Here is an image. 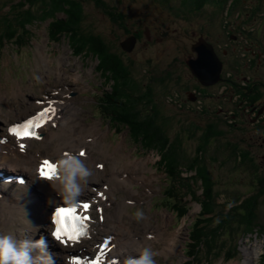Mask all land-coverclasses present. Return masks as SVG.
Listing matches in <instances>:
<instances>
[{"label": "rangeland", "instance_id": "obj_1", "mask_svg": "<svg viewBox=\"0 0 264 264\" xmlns=\"http://www.w3.org/2000/svg\"><path fill=\"white\" fill-rule=\"evenodd\" d=\"M105 1L107 8L104 11L92 1L82 2L84 18L80 26L84 31L103 38L108 47L107 52H111V55L108 56L117 58L122 65L128 67L134 80L142 84L143 91L146 87H150L151 103L146 99L147 96H143V93L134 92L132 95L133 98L139 99L137 109L144 117L156 116L157 112L160 116L159 120H164L166 123L165 130L171 141L182 138L180 144L182 160L186 163V158L195 155V148L199 144L198 138L201 137L202 132H209V130L207 131L208 124L215 122L218 124L216 126L219 133L225 132L218 141H211L208 151H205L206 154L204 153L203 157L214 181L217 201L224 203L225 210H228L234 203H238L239 200L248 196V193H253L256 186L252 172L245 168L241 157L235 159L231 152L217 149L219 143L225 146L226 141L242 148L239 131H236L240 123L231 127L232 122H238L239 102L229 98L223 99L229 111L228 114L215 120L205 118L203 114L207 112L199 113L196 106L191 104L186 96V92L192 90V86L197 84L186 66L185 60L191 52V43L195 41L199 33L204 34L214 43L216 49H221L223 44L229 43L238 50L241 44L240 39L232 43L229 37L231 33H237V30L229 31V28L234 26L236 29L242 28L246 32L245 36L241 38L244 51L238 50L235 53H244L248 57L250 56L248 49L258 50L259 47L255 46L254 42L264 43V0H241L240 3L233 2L234 5H230L231 0L227 3L223 0H206L203 7L193 8V5H190L191 9L182 4L183 0ZM7 8L8 5L0 3V14ZM47 24L48 21L37 22L29 27L32 37L27 39L26 47L18 49L11 42H6L0 47V63H3L0 64V136L5 134V128L9 122L34 112L39 106L36 104V100L50 99L53 94V97L68 101L67 105L65 102V108L61 109L60 129L57 126H51L50 131L43 128V132L48 131L46 137H43L44 140H30L25 152H17L22 156L31 155L35 160H38L40 156L58 158L55 154L57 148L65 150L69 148L68 144L78 145V140L75 138V134L78 135V133L75 130H79L81 138L85 137L84 140L80 138L79 141L83 144L88 142L85 148L91 157L86 159L89 161L87 166L93 171V176L83 194L95 195L96 190L102 188L107 180L109 183L115 180L113 185L104 187V189L107 188L104 200L107 199L106 201L112 204L114 196L117 199L115 211L110 213L114 208L113 205L108 204L104 208L103 216L106 223L108 217L114 215L115 221L112 224L119 226L110 224L100 227L102 231L96 234V239L88 241L89 245L96 243L101 235L120 227L121 231L116 229L120 237L125 234L126 229H129L128 235L132 236V242L134 243L136 238L139 239L135 243L136 249L142 244H146L144 248L152 249L155 253L156 264H185V260L189 258L187 250H184L188 241V227H190L194 215H197L199 211L196 201H189L187 214L180 218L173 211V207L171 208L173 201L168 198L163 200L161 191L166 185V179L163 168L158 164L159 154L155 150H141L139 142L129 138L127 128L120 124L115 127L108 121L109 119L103 118L95 107V104L98 103L95 96L100 95L101 91H110L111 88V83L107 82L101 76V72L96 70L97 56L85 57L73 54L68 45V39L61 38L57 42H50L47 35ZM147 24H151L153 27L161 25V29L168 28L170 33L168 31L169 34L160 35V40L155 39L152 42H144L143 36L141 42L145 45L138 43L131 51L123 50L120 42L127 34L133 32V29H138L142 34V30H145ZM224 25L226 28L223 27ZM256 27L260 33L253 34L254 30H250V28L255 29ZM219 42L221 43L218 45ZM260 49L264 48L260 46ZM40 51L47 57L46 61L42 60ZM10 58L11 62L7 64ZM256 63L257 61L254 59L252 66H255ZM76 73L78 74L77 78L74 77ZM1 78L3 79L1 80ZM54 92L57 94L55 95ZM216 102L218 101L216 100ZM232 114L237 115L233 118ZM94 127L101 128L103 133L96 143L92 141L94 136H86ZM114 130H120V132L115 134ZM233 132H235L234 135ZM213 136L211 135V137ZM87 138H90L91 141ZM117 143L121 145L120 155L114 152ZM79 147L83 146H73L74 151L76 152ZM53 153L54 155H52ZM58 155H61V151ZM113 155L114 157H112ZM127 156L134 161L137 160L138 164L140 163L139 166L134 163L124 166L127 165L124 160H129ZM110 157L112 158L110 159ZM122 157L124 160L121 159ZM94 162L103 163L105 169L102 168V171L96 168ZM4 163V170L7 174L9 172L17 175L22 174L25 176V181L22 184L11 181L8 186L11 192L19 194V202H22V207H20L21 210L17 207L21 212L17 213L12 221L0 220V232L15 233L20 238H35L42 234L47 239L48 211L59 199L49 191L44 180L35 177V171L24 172L23 169L26 168V165L25 167L24 164L16 165L14 163L13 165L7 159ZM115 173L118 174L117 179L113 178ZM187 174L184 171L182 175L186 176ZM142 176L147 177V180L143 182L142 178H138ZM258 176L261 175L258 174ZM116 182L119 185H116ZM132 184L138 191V195L133 192L135 189L132 188ZM197 184L198 182L192 188L196 192H200ZM112 192L114 196H112ZM5 193L12 195L13 198L16 196L0 188V196ZM182 193L183 191H181V195H183L181 203L186 204L185 201L189 200L190 196L187 193ZM130 196L138 202L135 203L131 198V202L135 204L128 205L127 200L129 201V199L126 198ZM167 204L168 206H166ZM44 210H46L44 214L46 221L42 224L39 222V218ZM137 210L144 212V218L140 219L141 222L135 218ZM25 211L31 225L39 228L38 233L26 222ZM124 213L132 221V224L126 220ZM258 214L259 217H262L259 220L263 222L264 206L262 203L258 207ZM33 216L37 217L33 218ZM128 224L130 227L126 228L124 225ZM236 230L234 235H230L227 231L222 234L224 240L227 239V248H232V251L236 252L233 258L224 259L222 256L215 260L214 258H204L199 264H261L260 255L264 253V232L259 227L245 232L242 228ZM145 231L155 232L153 233L155 240L150 238L147 243L143 241V238H147L146 235L143 236ZM117 237L119 245L123 246L125 244L124 241H121L123 237ZM134 250L126 253L127 256L135 258L142 249L136 252ZM120 251L121 247L117 246L114 249V254L121 256ZM56 254V264H66V259L61 258L62 253L57 252ZM119 260L120 264H124L126 259Z\"/></svg>", "mask_w": 264, "mask_h": 264}, {"label": "trees", "instance_id": "obj_2", "mask_svg": "<svg viewBox=\"0 0 264 264\" xmlns=\"http://www.w3.org/2000/svg\"><path fill=\"white\" fill-rule=\"evenodd\" d=\"M84 1H92L103 11L107 8L105 0H0L1 4L8 5V10L0 14V42L3 39H12L15 45L24 43L32 37L30 26L37 22L49 21L47 35L51 41L57 42L64 37L68 39L73 54L85 57L97 56L96 70L111 83L107 101L113 115L111 120L126 127L130 138L139 142L145 151L155 150L159 154L158 164L164 169L168 180L165 193L168 200L173 201L171 205L173 211L181 218L189 209L187 205L189 200L185 201L186 204L181 203L183 202L181 191L187 193L201 206L190 224L189 242L186 248L189 258L185 260V264H199L204 258H214V260L221 256L224 259L233 258L236 252L232 251V248H227V239L224 240L222 234L227 231L230 235H234L237 228H242L245 232L259 227L264 232V221L259 220L261 216L259 217L258 214L259 205L262 203L264 206V175L256 174L257 169L252 162L250 166L245 165L244 162L245 168L249 169L257 180L255 189L252 194L225 210L224 203L217 201L214 181L203 157L211 141H218L225 132L219 133L216 126L218 124L215 122L208 124L209 132H202L201 137L198 138L199 144L195 148V155L186 158L185 163L181 156L182 138L171 141L165 130L166 123L164 120H159L160 116L157 112L156 116L144 117L137 109L139 99L133 98L132 95L134 92L143 93L151 103L150 87H146L143 91L142 84L134 80L129 68L122 65L117 58L108 56L111 52H107L108 47L103 38L84 31L80 26L84 18L82 3ZM205 1L183 0L182 4L189 8L190 5H193V8H201ZM223 1L227 3L229 0ZM233 2L240 3L241 0H231L230 5H234ZM231 127H235L233 122ZM226 143L225 146L219 143L220 147L217 146V149L231 152L235 159L242 158L243 151L237 144L227 141ZM244 155L248 160V154L244 153ZM184 171L188 173L186 176L182 175ZM196 182L200 193L192 188ZM260 263L264 264V253L260 255Z\"/></svg>", "mask_w": 264, "mask_h": 264}, {"label": "flooded vegetation", "instance_id": "obj_3", "mask_svg": "<svg viewBox=\"0 0 264 264\" xmlns=\"http://www.w3.org/2000/svg\"><path fill=\"white\" fill-rule=\"evenodd\" d=\"M160 26L153 27L151 24H147L145 25V30H142V34L139 33L138 29H133V32L131 31L127 36L134 35L136 37L135 45L143 43L141 42L143 36L144 42H152L155 39L158 41L160 40V35L170 33L168 28L161 29ZM223 27L226 28L225 25ZM236 30L237 33H231L229 37L232 43L240 39L241 44L238 50L244 51L241 38L245 36L246 32L242 28L236 29L235 26L229 28V31ZM250 30H254L253 34L260 33L258 32V27L255 29L250 28ZM201 36L213 46V50L221 62V69L217 80L213 84L204 86L199 81L198 76L193 74L186 64L197 84L192 86V90H186L188 101L196 106L199 113L207 112L203 114L205 118L215 120L222 115L226 116L229 112L223 99L238 100L240 112L237 113L239 116L237 118L238 122L234 124L237 126L240 123L236 131H239L243 162L248 166L252 162L256 166V174L264 175V49H260V46L264 48V43L254 42L259 49H248L250 56L247 57L244 53H235L238 50L234 49L236 47L229 45V43L223 44L221 49H216L214 43L202 33H199L195 41ZM246 36L249 37L248 35ZM194 56L195 54L192 51L188 55V57ZM254 59L257 63L252 66L254 65ZM236 115L232 114V117L235 118ZM234 134L235 132H233ZM244 153L248 154V160ZM254 182H257L255 178Z\"/></svg>", "mask_w": 264, "mask_h": 264}, {"label": "clouds", "instance_id": "obj_4", "mask_svg": "<svg viewBox=\"0 0 264 264\" xmlns=\"http://www.w3.org/2000/svg\"><path fill=\"white\" fill-rule=\"evenodd\" d=\"M58 175L46 178L50 187L65 204L71 205L78 201L84 189L93 176V171L87 166L79 154L62 156L57 161ZM26 222L27 212L25 211ZM137 220L144 218L143 210L135 213ZM35 232L37 226L31 225ZM155 253L151 248H144L135 258L129 257L124 264H156ZM57 254L51 250L48 240L44 235L35 238H20L15 233L0 232V264H56Z\"/></svg>", "mask_w": 264, "mask_h": 264}, {"label": "bare ground", "instance_id": "obj_5", "mask_svg": "<svg viewBox=\"0 0 264 264\" xmlns=\"http://www.w3.org/2000/svg\"><path fill=\"white\" fill-rule=\"evenodd\" d=\"M40 55L42 56V60L43 61H46L47 60V57L44 55V53L42 52V51H40ZM203 71V70H202ZM209 73H211V72H209ZM213 73V72H212ZM202 74H204V71L202 72ZM204 76H206V78L207 79H211V78H214V76L212 75H210V74H205ZM74 77L75 78H77L78 77V74L76 73L75 75H74ZM149 88V87H148ZM53 101V102H52ZM54 101H56V102H54ZM49 106L51 105V107L55 110V113H54V115H52V118H53V123H55V121H56V124H57V122H59V119L57 118V114L60 112V110L62 109V108H65V102H62V101H60V100H50V101H48V103H47ZM57 126V125H56ZM43 127H47V128H49L50 126L49 125H45V126H43ZM42 128V127H41ZM41 128H38L37 129V131H40V130H42ZM49 131H50V129H49ZM53 135V134H52ZM45 136V135H44ZM43 136V137H44ZM86 136H94L93 138H94V140H92L94 143H96V142H98L99 141V139L103 136V133L101 132V130L98 128V127H94V128H91L90 129V131H89V134H86ZM46 137V136H45ZM81 138V137H80ZM79 138V140H84V138L85 137H83V138H81L80 139ZM23 141H28V140H23ZM85 142V141H84ZM11 145V143L10 142H7V145ZM118 144V143H117ZM1 147H2V145H1ZM120 147H121V145L120 144H118V145H116L115 146V149H114V152H116V153H121L120 152ZM3 148H5V147H2L1 149H3ZM82 148V147H81ZM78 149H80V147L78 148ZM60 151H61V154H62V149L61 148H57L56 149V151H55V154H60ZM14 154V153H13ZM120 155V154H119ZM129 155V154H128ZM61 156V155H60ZM124 156H125V154H124ZM112 157H114V155L112 156ZM119 157V156H118ZM121 157V156H120ZM128 158H129V156H127ZM0 159H1V163L0 164H3L4 163V161H6V159L7 160H11L12 159V162L13 163H17L19 160H20V158H19V156H17V155H9V154H4V153H2L1 151H0ZM30 159H32V156H30L29 158L27 157H24L23 158V163L26 165V169H34V167L36 168L37 166L33 163V162H30ZM34 159V158H33ZM121 159H123L124 160V158L122 157ZM115 160V159H114ZM124 162L127 164V165H124V166H128V163H134L136 166H139V164H138V161L136 160V161H134V160H132V159H130L129 158V160H124ZM114 168V167H113ZM115 169V168H114ZM54 175H58V172L56 173V174H54ZM53 175V176H54ZM117 177H118V174H113V178H115V179H117ZM122 179H123V176L121 177ZM138 178H142L141 180L144 182V181H146L147 180V177H145V176H142V177H138ZM140 180V181H141ZM49 183V182H48ZM1 184H3L2 183V181H1ZM1 189H4L5 190V188H1ZM50 189H52L51 187H50ZM107 189V188H106ZM105 189V190H106ZM53 190V189H52ZM85 190V189H84ZM101 190V189H100ZM99 190V191H100ZM105 190H104V192H103V195L105 196V198H106V194H105ZM133 192H135L136 194H138V191L137 190H133ZM20 196L18 195V196H15V198H13L12 197V195H10V194H2L1 196H0V220H2V221H8V222H10V221H12L13 220V218L15 217V215L17 214V213H19V212H21V211H19V210H21V208L20 207H22L21 205V201L19 202V200H20V198H19ZM107 200V199H106ZM42 201V200H41ZM43 203H44V201H42ZM47 204V203H46ZM20 205V206H19ZM45 205V204H44ZM17 207H19V210H18V208ZM45 207H46V205H45ZM16 208V209H15ZM45 209V208H44ZM47 209V208H46ZM35 211V210H34ZM45 212H46V210H44L43 211V214H42V216L39 218V222L40 223H44L46 220H45V218H44V214H45ZM34 217H37V216H33V218ZM7 222V223H8ZM38 222V221H37ZM45 225V224H44ZM46 226V225H45ZM42 227V226H41ZM42 230V229H41ZM42 231H44V230H42ZM172 239V238H171ZM114 242V241H113ZM107 262H108V264L110 263V259H107ZM100 264H103V263H100Z\"/></svg>", "mask_w": 264, "mask_h": 264}, {"label": "snow or ice", "instance_id": "obj_6", "mask_svg": "<svg viewBox=\"0 0 264 264\" xmlns=\"http://www.w3.org/2000/svg\"><path fill=\"white\" fill-rule=\"evenodd\" d=\"M45 112L49 113L50 115H54L55 110L51 107V105L49 106V109H46ZM41 116L44 115V112H42L40 114ZM33 121L29 120L27 122H25V124L23 125H18V126H14L12 128L9 129L10 134H17V128H29L30 125H32ZM25 136L29 137V138H39V136L36 133L33 132H29L26 131L25 132ZM3 142V141H0ZM21 150H23V144H21ZM81 156H84L85 153L83 151L80 152ZM47 166L48 169H52L53 165L45 160L42 162V165L39 169L40 175L42 177L48 178L49 175L48 173L45 171L44 166ZM98 167H102V165H98ZM99 195L103 196V193H99ZM84 215L82 216V222L83 221H88L91 219L90 216L87 215V212L89 211V209L92 207V205H90L89 203H84L82 206ZM97 211H100V209H97ZM68 214H72V219H76L77 218V209L76 208H65V207H60L57 212H56V223L59 225L62 223L61 218H63L64 220H67V216ZM84 230L81 228L79 230L73 229L72 232H68L66 229L62 228V227H57V229L54 231L53 235L56 237V239L61 240L64 243H67L69 241L71 242H78V240L84 236ZM71 264H82V261L80 260V258H74L71 262ZM91 264H100V260L99 259H95L91 262Z\"/></svg>", "mask_w": 264, "mask_h": 264}, {"label": "water", "instance_id": "obj_7", "mask_svg": "<svg viewBox=\"0 0 264 264\" xmlns=\"http://www.w3.org/2000/svg\"><path fill=\"white\" fill-rule=\"evenodd\" d=\"M135 41L136 37L134 35H128L120 42V45L123 47V50L131 51L135 46ZM191 51L194 52L195 56L188 57L185 60L191 72L196 74L203 84L215 82L221 69V62L214 52L212 45L201 36L191 45ZM202 70L204 74H202ZM207 73L211 76L213 75L214 78L207 79L204 76Z\"/></svg>", "mask_w": 264, "mask_h": 264}]
</instances>
